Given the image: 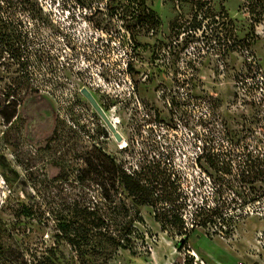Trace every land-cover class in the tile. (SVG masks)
<instances>
[{"label": "rangeland", "instance_id": "1", "mask_svg": "<svg viewBox=\"0 0 264 264\" xmlns=\"http://www.w3.org/2000/svg\"><path fill=\"white\" fill-rule=\"evenodd\" d=\"M27 4L0 0V111L14 115H0V218L14 261L82 264L59 228L101 194V154L150 192L136 206L120 172L106 181L111 211L141 218L108 264L192 251L199 264H264V0H147L159 24L136 34L128 0ZM21 28L29 56L1 44ZM197 205L221 218L200 220ZM173 206L184 229L168 222Z\"/></svg>", "mask_w": 264, "mask_h": 264}, {"label": "trees", "instance_id": "2", "mask_svg": "<svg viewBox=\"0 0 264 264\" xmlns=\"http://www.w3.org/2000/svg\"><path fill=\"white\" fill-rule=\"evenodd\" d=\"M129 5L125 7L120 13L116 10L115 15L119 13L122 20H125L126 17L134 20L133 24H127L125 26L126 30L134 34L138 33L145 29L155 30L159 24V18L156 14L147 8V0H128ZM247 2L250 0H246ZM23 2V1H21ZM24 3L29 4V0H24ZM27 4V5H28ZM23 10L30 12L32 19H38L33 15V11L23 8ZM18 25H24L19 22ZM137 29V30H136ZM20 31V30H19ZM35 32V31H34ZM27 28L22 29L17 37L9 36L7 40L1 42L2 46L8 51L22 53L28 52V44L30 43V34ZM135 33V34H136ZM45 49V51H44ZM4 51V50H3ZM40 51L43 53H48L47 47L41 46ZM28 52V56H29ZM45 56V55H44ZM43 56V57H44ZM130 67V64L127 65ZM5 112L2 109L0 115L5 118L7 123H10L14 115L11 117H5ZM97 157V156H96ZM103 157L99 168L101 171L99 173L102 177V182L95 181L97 185L101 187V194L94 197V201H90L87 204L76 207L72 211L71 219L63 224L59 228V233L62 236L58 238L65 240L70 246L72 251L77 255V258L82 264H96V260H102L100 264H108V261L111 258L112 252L109 250L110 247L116 248L117 250H129L133 245L132 239L133 236L137 233L134 228V222H140V213L137 209H134L133 212H130L125 205L121 204L115 206L114 210L111 211V197L109 195L110 185L106 181H113L112 185H115L116 176L121 173L122 185L124 186L127 196L134 198V205L138 206L147 201L150 197V192L142 185V180L137 178L135 175L125 174L121 172L118 168L115 167L113 163L107 164V157L99 154L98 158ZM94 158V157H93ZM87 167L89 169L94 168L98 170L97 164L88 161ZM107 174L110 177L106 178L104 175ZM160 178L161 184L167 183V178ZM157 178V179H158ZM169 179V178H168ZM171 185L173 182L169 179ZM162 186V185H161ZM166 196H174V192L164 191ZM172 215H169L171 220L168 222L174 223L178 228H185V220H183L182 215L179 213L178 208L175 206L170 207ZM220 207H215L210 209L207 205H197L195 217L200 216V220L203 219L202 216L207 213H211L212 216L219 215L221 218V213L218 211ZM128 217V219H127ZM168 217V215H167ZM207 216L204 221H207L209 218ZM174 221H173V220ZM8 231L2 219L0 218V264H18L17 260L14 261L13 250L8 247L4 240L9 237L7 234ZM137 238V237H135ZM187 237H184L183 242L187 241ZM36 264H50L47 258L39 260Z\"/></svg>", "mask_w": 264, "mask_h": 264}, {"label": "built area", "instance_id": "3", "mask_svg": "<svg viewBox=\"0 0 264 264\" xmlns=\"http://www.w3.org/2000/svg\"><path fill=\"white\" fill-rule=\"evenodd\" d=\"M181 241L183 242V240H181ZM190 255L191 256L188 258V260L184 259L182 261V264H199V262H198V260H199L198 254L195 251H192ZM201 264H203V262H201ZM237 264H247V263H245V262H239Z\"/></svg>", "mask_w": 264, "mask_h": 264}, {"label": "water", "instance_id": "4", "mask_svg": "<svg viewBox=\"0 0 264 264\" xmlns=\"http://www.w3.org/2000/svg\"><path fill=\"white\" fill-rule=\"evenodd\" d=\"M90 98V97H89ZM90 100H92L91 98H90ZM115 137L119 140L120 139V136L118 135V134H115Z\"/></svg>", "mask_w": 264, "mask_h": 264}, {"label": "bare ground", "instance_id": "5", "mask_svg": "<svg viewBox=\"0 0 264 264\" xmlns=\"http://www.w3.org/2000/svg\"><path fill=\"white\" fill-rule=\"evenodd\" d=\"M89 98V97H88ZM89 100H90V98H89ZM92 103H93V100H90ZM95 102V101H94ZM94 105H96V103L94 104ZM97 109H99V108H97ZM101 113H103L102 111H101ZM121 144H123V143H121Z\"/></svg>", "mask_w": 264, "mask_h": 264}]
</instances>
